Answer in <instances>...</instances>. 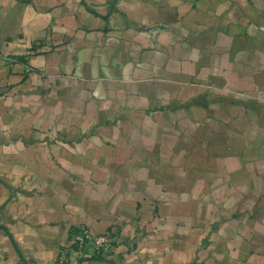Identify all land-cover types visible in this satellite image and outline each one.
I'll use <instances>...</instances> for the list:
<instances>
[{
  "label": "crops",
  "instance_id": "obj_1",
  "mask_svg": "<svg viewBox=\"0 0 264 264\" xmlns=\"http://www.w3.org/2000/svg\"><path fill=\"white\" fill-rule=\"evenodd\" d=\"M264 264V0H0V264Z\"/></svg>",
  "mask_w": 264,
  "mask_h": 264
},
{
  "label": "built area",
  "instance_id": "obj_2",
  "mask_svg": "<svg viewBox=\"0 0 264 264\" xmlns=\"http://www.w3.org/2000/svg\"><path fill=\"white\" fill-rule=\"evenodd\" d=\"M117 242L124 243L119 229H111L105 233L95 234L85 227L71 228L68 234V244L58 250L57 264L93 259L107 260Z\"/></svg>",
  "mask_w": 264,
  "mask_h": 264
}]
</instances>
